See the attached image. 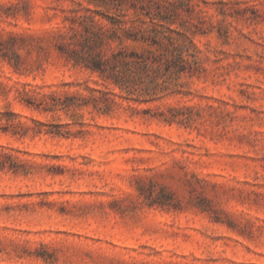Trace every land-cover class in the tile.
I'll return each instance as SVG.
<instances>
[{"label":"rangeland","instance_id":"374dc122","mask_svg":"<svg viewBox=\"0 0 264 264\" xmlns=\"http://www.w3.org/2000/svg\"><path fill=\"white\" fill-rule=\"evenodd\" d=\"M0 264H264V0H0Z\"/></svg>","mask_w":264,"mask_h":264},{"label":"trees","instance_id":"16d2710c","mask_svg":"<svg viewBox=\"0 0 264 264\" xmlns=\"http://www.w3.org/2000/svg\"><path fill=\"white\" fill-rule=\"evenodd\" d=\"M178 47L165 49L161 52L146 50L145 53L130 52L113 54L110 60H103L100 56L95 55V61L92 64H86V67L98 73L105 80H111L115 85L122 88L124 78L128 74H136L141 71L149 73L153 71V64L158 68L165 69H182L187 60L183 58Z\"/></svg>","mask_w":264,"mask_h":264}]
</instances>
